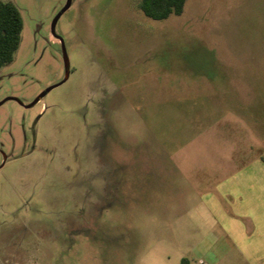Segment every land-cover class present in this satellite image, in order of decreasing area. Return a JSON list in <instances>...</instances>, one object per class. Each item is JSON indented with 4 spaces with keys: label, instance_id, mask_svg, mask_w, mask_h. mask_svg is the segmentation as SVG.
I'll use <instances>...</instances> for the list:
<instances>
[{
    "label": "rangeland",
    "instance_id": "374dc122",
    "mask_svg": "<svg viewBox=\"0 0 264 264\" xmlns=\"http://www.w3.org/2000/svg\"><path fill=\"white\" fill-rule=\"evenodd\" d=\"M3 1L0 264H264V0Z\"/></svg>",
    "mask_w": 264,
    "mask_h": 264
},
{
    "label": "trees",
    "instance_id": "16d2710c",
    "mask_svg": "<svg viewBox=\"0 0 264 264\" xmlns=\"http://www.w3.org/2000/svg\"><path fill=\"white\" fill-rule=\"evenodd\" d=\"M187 0H142L140 9L144 15L155 21H163L171 16H181ZM23 20L17 7L0 0V70L15 59L18 51Z\"/></svg>",
    "mask_w": 264,
    "mask_h": 264
},
{
    "label": "crops",
    "instance_id": "0c3cea01",
    "mask_svg": "<svg viewBox=\"0 0 264 264\" xmlns=\"http://www.w3.org/2000/svg\"><path fill=\"white\" fill-rule=\"evenodd\" d=\"M255 167H257V168H255L254 170V172H257L256 174H264V154L260 157V159H259V161H258V163H255V165H254ZM233 185H231V187H232ZM234 188H229V189H231V190H233V191H230V190H228V192L227 193H234L235 191H234V189H235V187L236 186H233ZM220 207V206H219ZM233 222V221H232ZM231 221H230V230L232 229V231L234 230L235 232L237 231V230H239V232H240V230L241 231H243V228H241V227H239L238 225H236V223H232ZM232 226V227H231ZM237 227H239V228H237Z\"/></svg>",
    "mask_w": 264,
    "mask_h": 264
},
{
    "label": "water",
    "instance_id": "95a60500",
    "mask_svg": "<svg viewBox=\"0 0 264 264\" xmlns=\"http://www.w3.org/2000/svg\"><path fill=\"white\" fill-rule=\"evenodd\" d=\"M70 3H71V0H68V3L66 5V7L54 19L53 24H52V32H53L54 35H55V27H56V24H57L59 18L61 17L62 13L70 6ZM62 46H63V53H64V61H65V64L67 65V63H68V57H67V54H66V51H65L63 42H62ZM44 95H45V93H43L40 97H38L37 100L35 101V103L38 102Z\"/></svg>",
    "mask_w": 264,
    "mask_h": 264
}]
</instances>
